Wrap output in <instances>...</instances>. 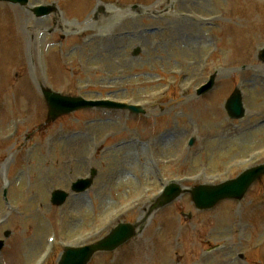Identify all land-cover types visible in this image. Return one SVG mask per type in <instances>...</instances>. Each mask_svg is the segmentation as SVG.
<instances>
[{"label":"rangeland","instance_id":"obj_1","mask_svg":"<svg viewBox=\"0 0 264 264\" xmlns=\"http://www.w3.org/2000/svg\"><path fill=\"white\" fill-rule=\"evenodd\" d=\"M53 3L56 15L30 12ZM263 47L264 0L0 3V239L10 232L0 264H54L64 246L141 220L171 181L190 190L264 164ZM212 74V92L196 96ZM40 86L145 115L91 109L46 123ZM235 88L246 110L238 121L224 110ZM91 169L89 191L50 205L52 190L70 193ZM262 221L264 177L209 211L183 195L89 264H264Z\"/></svg>","mask_w":264,"mask_h":264},{"label":"water","instance_id":"obj_2","mask_svg":"<svg viewBox=\"0 0 264 264\" xmlns=\"http://www.w3.org/2000/svg\"><path fill=\"white\" fill-rule=\"evenodd\" d=\"M20 5H26L27 0H9ZM34 12L37 15L47 14L50 12V8H36ZM264 59V52L261 56ZM212 85V82L208 86L203 88V91L208 89ZM43 95L50 107L49 116L54 120L60 114L68 113L79 108L87 106H104L101 103H85L82 99L63 98L57 94H54L48 90H43ZM111 107L121 108L119 105H110ZM226 109L231 118L242 117V105L238 92H235L229 101L227 102ZM135 109H133L134 111ZM264 171V167H259L254 171H248L242 175L238 180L227 183L216 188L200 187L194 190V198L199 207H209L216 201L223 197H241L242 193L246 190L249 181L254 180L260 173ZM90 184V181L78 182L76 186L77 191H83ZM172 189L167 190V194H171ZM63 195V196H62ZM64 194H58L55 196L58 199V204L64 200ZM134 235V230L128 225H119L107 238L92 247L84 249L68 250L63 255L60 264H86L92 253L97 249L113 250L118 245L122 244L130 237ZM2 243H0V248Z\"/></svg>","mask_w":264,"mask_h":264},{"label":"bare ground","instance_id":"obj_3","mask_svg":"<svg viewBox=\"0 0 264 264\" xmlns=\"http://www.w3.org/2000/svg\"><path fill=\"white\" fill-rule=\"evenodd\" d=\"M34 40H35V38H33V39L31 40L30 44H33V43L35 42ZM30 44H29V45H30ZM36 68H37V73H39V67H38V65H36ZM208 256H210V255H208V254H207V255H204L203 258H207ZM228 262H229V261H225V262L222 261L221 264H227Z\"/></svg>","mask_w":264,"mask_h":264}]
</instances>
